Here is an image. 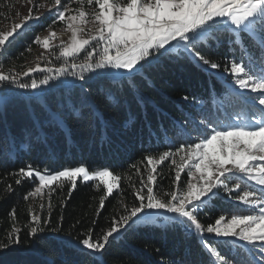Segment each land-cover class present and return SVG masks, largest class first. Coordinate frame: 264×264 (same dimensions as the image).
<instances>
[{"label":"snow or ice","instance_id":"6c2138e0","mask_svg":"<svg viewBox=\"0 0 264 264\" xmlns=\"http://www.w3.org/2000/svg\"><path fill=\"white\" fill-rule=\"evenodd\" d=\"M75 2L80 6L73 9L68 0H53L50 7L39 0H26L28 14L19 22H13L8 30L0 31V54L7 52L20 34L30 28L29 22L40 20L44 9L55 16L53 23L64 22L71 32L70 42L61 41L54 47L51 41L57 36L55 31H50L45 38L35 37L34 43L37 45H42L46 50L52 47L50 55L61 62L58 67L48 66L52 61L44 57L43 67L37 63L23 72L9 70L5 73L0 70V85L6 89L0 90V114L6 113L14 103L15 93L10 85L21 90L40 89L43 94V86L60 81L59 85L52 87L67 89V95L58 106L61 113L80 120L91 115L99 121L103 114L96 95L111 99L117 107L126 97L130 98V106L151 104L155 107V102L142 91L152 86V81L143 74L153 68L162 66L166 69L175 61L177 64L185 62L198 66L205 71L220 69L221 63L211 59L207 52L212 48L210 40L216 41L219 46L222 33L229 36L230 44L239 46L242 56L240 60H228L224 67V73L232 77L230 83L233 87L220 101L221 107L231 110L237 119L229 116L226 124L208 119L198 123L190 121L200 132L198 141L189 142V135L185 143L176 146L174 151H164L158 158L147 155L145 160L151 167L146 181L140 175L139 168L133 165L140 181L139 188L132 185L134 198L138 201L136 206L129 209L121 204L126 214L118 218L114 216L110 226L99 235H94L95 230L89 228L79 240L57 237L62 246L71 247L85 256L102 257L111 243L118 236L127 234L138 220L156 224L162 218L163 222L158 227L180 228L201 237V247L213 258L211 264H264V0ZM85 4L95 6L94 10L86 11ZM89 24L93 28H88ZM173 52L177 54L175 57L169 55ZM34 73H39L40 78H31ZM21 76L29 77V80L24 81ZM69 77L71 81L67 79ZM188 99L187 96L183 97L185 101ZM165 161L175 166L172 181L175 187L167 192L162 188L154 191L157 184L156 166ZM182 173H185L183 180ZM16 175L20 177L15 180L17 185L22 183V179L32 178L36 181L34 187L22 197L25 201L42 194L45 189L50 194L54 191V183L62 187L67 182L74 190L78 178L86 182L99 181L106 189V195L100 197L96 215L104 209L105 200L112 196L114 189L119 188L121 181V176L107 167L90 172L83 165L54 173L45 169L42 174L40 169L28 164L20 168ZM245 180L252 182V190H247V186L241 187L239 181ZM5 191L12 192V185L7 184ZM222 193L242 204L244 211L230 216L221 213L214 222L202 223L200 213ZM48 207L49 215L43 220L38 214L30 215L27 236L34 243L45 238L44 225H51L50 203ZM40 208L43 209L44 205L41 204ZM10 215L15 217V208ZM52 230L59 232L62 227ZM208 236L220 239L222 245L213 246ZM21 243V230L12 228L0 241V253L15 251L27 254L26 250L20 248ZM240 243L243 248L238 247ZM224 246L229 251L235 247L237 254H242L241 258H226L220 250ZM182 255L184 258L179 261L173 259L171 264H190L187 253ZM20 264L31 262L21 261ZM42 264L70 262L60 256L58 259L45 258ZM98 264H103V261ZM159 264L166 262L162 260Z\"/></svg>","mask_w":264,"mask_h":264},{"label":"trees","instance_id":"16d2710c","mask_svg":"<svg viewBox=\"0 0 264 264\" xmlns=\"http://www.w3.org/2000/svg\"><path fill=\"white\" fill-rule=\"evenodd\" d=\"M47 2L52 4L53 0ZM25 3L26 0H0V27L21 18ZM59 27L62 29L61 25ZM43 30L42 26L29 30L22 38L19 37L22 39L20 45L15 40L5 54L8 58L0 65L23 70L32 57L29 51L35 47V37L40 36ZM209 44L212 48L207 55L221 63L218 70L205 71L198 66L173 61L166 69L161 66L143 74L152 81V86L142 91L155 102V107L151 104L130 106L129 97L117 107L111 99L96 95L102 118L96 121L89 115L87 119L80 120L62 114L58 107L67 90L48 92L43 102L15 93L13 105L6 113L0 114V241L12 228L19 229L20 248L27 254L2 252L0 264H20L21 261L42 264L45 258L58 259L60 256L66 257L70 264H98L101 260L103 264H159L162 260L171 264L173 259L179 261L184 258L182 254L185 253L190 264H211L213 258L201 247V237L180 228L158 227L163 222L162 218L156 224L138 220L127 234L118 236L111 243L102 257L85 256L71 247L62 246L61 240L57 239H82L89 228L95 230L94 235H99L110 226L114 216L118 218L126 214L121 204L129 209L136 206L138 201L134 198L132 185L139 188L140 181L133 165L139 168L146 181L151 167L145 160L147 155L158 158L164 151H174L176 146L185 143L189 135V142L198 141L200 132L190 121L198 123L208 119L226 124L229 116L237 119L231 110L221 107L220 101L233 87L230 83L232 77L224 73V67L230 59L240 60L241 50L239 46L230 44L229 36L223 33L219 46L212 40ZM169 55L175 57L177 54L173 52ZM34 78L39 79L40 76ZM184 96L189 99L183 100ZM212 126L215 127V123ZM28 164L40 169L42 174L45 169L54 173L80 165L86 166L90 172L107 167L120 175L121 181L119 188L105 200L104 209L96 215L100 197L106 195V189L99 181L86 182L78 178L74 190L67 182L62 187L54 183V191L50 194L45 189L42 194L23 200L22 197L36 184L32 178H21L20 185L15 183L20 178L16 175L18 170ZM156 167L154 191L162 188L167 192L174 188L175 166L165 161ZM184 176L185 173H182V180ZM239 182L242 188L247 186V190H252L254 186L246 180ZM7 184L12 185V192L5 191ZM49 203L51 225H44L45 238L34 243L27 236L30 215L35 213L42 220L47 218ZM13 208L16 210L15 217L10 215ZM238 211L243 212L244 206L222 193L203 209L199 219L205 224L212 223L221 213L230 216ZM58 226L62 227V231L54 232L52 229ZM208 239L213 246L222 245L220 239L212 236ZM238 247L243 248V245ZM220 250L226 258L240 259L242 256L237 254L235 247L231 251L227 246Z\"/></svg>","mask_w":264,"mask_h":264},{"label":"rangeland","instance_id":"374dc122","mask_svg":"<svg viewBox=\"0 0 264 264\" xmlns=\"http://www.w3.org/2000/svg\"><path fill=\"white\" fill-rule=\"evenodd\" d=\"M39 2L40 3H46L49 7L51 6V3H48L47 0H39ZM62 2H64V0H62ZM68 2L70 3L71 8H73V9L80 6V5H78V3L75 2V0H68ZM94 7L95 6H88L86 4L84 5L85 10L89 11V12L93 11ZM28 11H29V5H27V3H25L23 10H22V17L27 15ZM42 11H43V15L41 16L40 20L36 21V22H29L30 28L25 29L24 32H22L19 37L22 38L23 35L26 34V32H28L29 30H33L34 28H38V27L42 26L44 28V30H43V33H41V35L39 36L41 38L47 37L49 35L50 31H55L57 33V36L51 41V46H53V47L58 46L61 41H64L66 43L70 42L71 32L67 30L66 24L64 22H60V21L53 23V20L55 19V16L53 15V13L49 12L47 9H44ZM21 18H18L15 21L9 22V23L1 26L0 31L8 30L13 22H19ZM60 25H61L62 29H60V27H59ZM87 27L91 29V28H93V25L89 24ZM19 37L16 40L18 41V44L20 45V44H22L21 43L22 39H19ZM51 50H52V47H50L49 50H46L42 47V45H37L35 43V47L31 48V50L29 51L32 53V57L28 59L29 61L25 64V67L23 70L18 71V70L13 69V68L9 69L5 65H0V70H3L5 73H7L9 70H11L13 72H23V71H26L27 68H29V67H35V65L37 63H39L43 67V66H45L44 57H48V59L52 61V63L49 64L48 66L58 67L61 62L54 60V57H52L50 55ZM56 51L58 54V48H56ZM5 54H6V52L0 54V63H3L4 60H6V58H8V55H5ZM81 54H83V53H81ZM9 61L11 62L10 59H9ZM35 76H40V74L39 73L31 74V78H34ZM21 79L26 80V79H29V77L21 76ZM61 79H63V78H61ZM67 79L69 81L72 80L71 77H69ZM77 83H79V82H77ZM59 84H60V81H55V82H50L49 86H43V89H44L43 94H41L40 89H37V90H31V89L21 90V89H18L15 85H10L9 87L11 88L13 93H20V94H23L24 96H26L28 98L34 97L35 100H40L41 102H43L44 101L43 98H44L46 93L51 92V91H55V90H67L66 88H62V87H52L53 85H59ZM50 88L52 90H49ZM0 90H6V89H4L3 85H0Z\"/></svg>","mask_w":264,"mask_h":264}]
</instances>
